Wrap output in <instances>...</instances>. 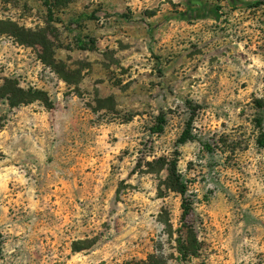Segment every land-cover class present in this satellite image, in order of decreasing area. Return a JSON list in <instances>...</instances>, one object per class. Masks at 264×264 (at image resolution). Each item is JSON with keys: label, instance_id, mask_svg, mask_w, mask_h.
I'll list each match as a JSON object with an SVG mask.
<instances>
[{"label": "rangeland", "instance_id": "1", "mask_svg": "<svg viewBox=\"0 0 264 264\" xmlns=\"http://www.w3.org/2000/svg\"><path fill=\"white\" fill-rule=\"evenodd\" d=\"M45 2L0 0V86L49 99L0 104V264H264V0Z\"/></svg>", "mask_w": 264, "mask_h": 264}, {"label": "trees", "instance_id": "2", "mask_svg": "<svg viewBox=\"0 0 264 264\" xmlns=\"http://www.w3.org/2000/svg\"><path fill=\"white\" fill-rule=\"evenodd\" d=\"M52 0H46L45 4L48 7L49 15L53 16V10L52 6L50 4ZM54 2H60V0H54ZM70 0H64V4H68ZM195 3V2H189L188 4ZM26 35L31 37L27 42V44H40L43 48L46 47V41L44 38H41L39 40V34L35 32H25ZM153 33V31H152ZM83 47H86L84 49H94L93 46L89 47L88 45H85ZM88 47V48H87ZM41 102L45 105L49 104V99L47 95L38 89L35 88H22L19 81L17 79L6 78L3 82V84L0 86V104L5 103L8 105L9 108L14 109L21 106H26L29 104H32L34 102ZM166 123V120L164 117L159 118V126L156 128V133L160 134L164 131V125ZM6 124V117L3 115H0V131L4 128ZM262 122L259 121V127H261ZM189 139H191V136H189V132L186 131L183 136L180 139V143H186ZM259 145L261 147H264V135L259 139ZM157 163H161V169L166 170L168 173L167 179H166V186L167 189L178 192L182 197V210L183 215L182 219L183 221H186L190 212H191V202L188 198V188L187 186L182 182L180 175L178 174V168H177V162L176 161H169L165 159H159L157 160ZM187 227V226H186ZM184 245V244H182ZM200 251L199 245L196 241L195 235L193 231H190L188 233V237L186 240V244L184 246V249H181V252L190 257H196L198 252ZM135 264H162L155 256H150L147 261L137 262Z\"/></svg>", "mask_w": 264, "mask_h": 264}]
</instances>
